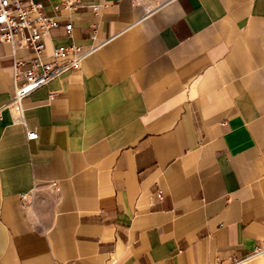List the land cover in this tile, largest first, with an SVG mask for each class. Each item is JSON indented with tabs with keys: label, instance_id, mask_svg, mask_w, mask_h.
Here are the masks:
<instances>
[{
	"label": "crops",
	"instance_id": "0c3cea01",
	"mask_svg": "<svg viewBox=\"0 0 264 264\" xmlns=\"http://www.w3.org/2000/svg\"><path fill=\"white\" fill-rule=\"evenodd\" d=\"M72 1L43 0L73 24L47 51L92 25L106 42L24 98L26 127L4 106L34 53L0 41V264H214L263 243L264 0Z\"/></svg>",
	"mask_w": 264,
	"mask_h": 264
},
{
	"label": "built area",
	"instance_id": "2783aa9c",
	"mask_svg": "<svg viewBox=\"0 0 264 264\" xmlns=\"http://www.w3.org/2000/svg\"><path fill=\"white\" fill-rule=\"evenodd\" d=\"M118 1V0H114ZM66 6L73 4L72 0H61ZM105 6V5H104ZM94 6V10H98ZM43 0H0V41L9 43L15 49L17 46L34 53L28 60L14 59L12 66L13 93L4 109H10L15 122L26 127L23 100L33 91L47 85L53 79L66 73L80 69L83 61L106 42H95L96 26L92 25L88 45H52L47 51L45 39L51 30L62 27L66 35L73 30L71 21L60 22L53 16L43 12ZM27 61L28 66L22 67ZM37 132L26 130V138H37ZM55 187L56 182H51ZM26 198L25 194L21 195ZM264 254V242L254 245L243 256L216 261L214 264H246L255 257Z\"/></svg>",
	"mask_w": 264,
	"mask_h": 264
}]
</instances>
